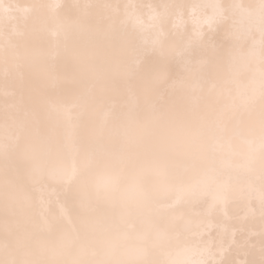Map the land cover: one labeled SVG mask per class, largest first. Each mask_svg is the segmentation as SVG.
<instances>
[{"label": "snow or ice", "instance_id": "obj_1", "mask_svg": "<svg viewBox=\"0 0 264 264\" xmlns=\"http://www.w3.org/2000/svg\"><path fill=\"white\" fill-rule=\"evenodd\" d=\"M0 264H264V0H0Z\"/></svg>", "mask_w": 264, "mask_h": 264}, {"label": "bare ground", "instance_id": "obj_2", "mask_svg": "<svg viewBox=\"0 0 264 264\" xmlns=\"http://www.w3.org/2000/svg\"><path fill=\"white\" fill-rule=\"evenodd\" d=\"M15 2L27 3V2H32V0H15ZM126 2L159 3V2H163V0H126Z\"/></svg>", "mask_w": 264, "mask_h": 264}]
</instances>
